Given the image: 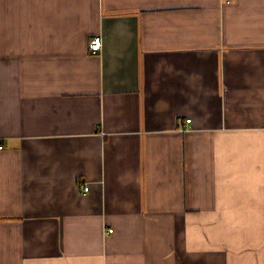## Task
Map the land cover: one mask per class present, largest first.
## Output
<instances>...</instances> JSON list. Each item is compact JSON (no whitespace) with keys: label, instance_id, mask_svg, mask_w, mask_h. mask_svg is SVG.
Masks as SVG:
<instances>
[{"label":"crops","instance_id":"obj_1","mask_svg":"<svg viewBox=\"0 0 264 264\" xmlns=\"http://www.w3.org/2000/svg\"><path fill=\"white\" fill-rule=\"evenodd\" d=\"M0 142V264H264V0H0Z\"/></svg>","mask_w":264,"mask_h":264},{"label":"built area","instance_id":"obj_2","mask_svg":"<svg viewBox=\"0 0 264 264\" xmlns=\"http://www.w3.org/2000/svg\"><path fill=\"white\" fill-rule=\"evenodd\" d=\"M102 48V41H101V35L100 34H97V35H94L90 38L89 40V50L92 52V53H97L101 50ZM187 122H190L191 119L188 118L186 119ZM3 148V144H1L0 142V150ZM83 190L84 191H88L89 190V186L86 184V185H83L82 186ZM110 232H112L113 230L112 229H109Z\"/></svg>","mask_w":264,"mask_h":264}]
</instances>
